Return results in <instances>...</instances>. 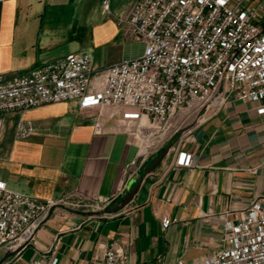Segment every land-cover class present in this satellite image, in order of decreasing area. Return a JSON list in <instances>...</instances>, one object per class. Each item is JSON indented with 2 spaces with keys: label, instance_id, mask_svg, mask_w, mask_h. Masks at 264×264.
Instances as JSON below:
<instances>
[{
  "label": "crops",
  "instance_id": "crops-1",
  "mask_svg": "<svg viewBox=\"0 0 264 264\" xmlns=\"http://www.w3.org/2000/svg\"><path fill=\"white\" fill-rule=\"evenodd\" d=\"M108 1L106 7L104 0H0V74L24 75L84 50V42L96 50L119 47L120 54L108 65L142 56L145 44L127 37L119 25L137 0ZM262 105L264 100L245 103L232 97L180 148L194 157V167L167 169L174 158L169 149L174 142H168L132 179L140 143L131 133L133 124L114 109H82L66 101L10 113L0 140V180L9 189L44 202L71 197L98 201L112 198L123 186L126 194L140 185L114 219L54 213L21 264L39 255L36 248L51 247L58 264H93L102 256V244L127 233L134 237V264H196L220 250L221 216L228 213L234 220L264 198ZM21 119L32 123L33 132L18 139ZM162 154L161 164L148 172ZM163 216L176 220L167 230Z\"/></svg>",
  "mask_w": 264,
  "mask_h": 264
},
{
  "label": "built area",
  "instance_id": "built-area-1",
  "mask_svg": "<svg viewBox=\"0 0 264 264\" xmlns=\"http://www.w3.org/2000/svg\"><path fill=\"white\" fill-rule=\"evenodd\" d=\"M103 3L108 7V0ZM262 9L253 0H137L119 25L127 37L145 44L142 56L95 70L93 55L85 51L17 77L0 74V140L10 113L73 101L82 109L112 108L133 124L140 155L128 179L138 176L140 166L168 142H174V158L167 169L192 168L194 157L180 153V148L192 141L195 130L232 97L245 103L264 100ZM258 112L264 114V105ZM32 132V123L21 119L16 137L27 138ZM125 192L123 186L110 199L44 202L0 180V264H21L39 230L60 210L83 207L90 217L120 216L124 210H105ZM99 212L104 213L96 215ZM228 215L221 216L223 247L196 264H264V198L234 214V220ZM174 221L163 216V229ZM134 243L127 233L102 244V256L93 264H134ZM36 250L39 255L28 264H58L55 247Z\"/></svg>",
  "mask_w": 264,
  "mask_h": 264
},
{
  "label": "rangeland",
  "instance_id": "rangeland-1",
  "mask_svg": "<svg viewBox=\"0 0 264 264\" xmlns=\"http://www.w3.org/2000/svg\"><path fill=\"white\" fill-rule=\"evenodd\" d=\"M253 2H254V5L263 8L262 10H260V13H261V15L263 16L262 23H264V0H253ZM133 40H134V39H133ZM89 43H90V44H86V43L84 42V44H85V46H84V50H80V51H78V52H85V51H86V52L91 53V54L93 55V63H94V65H95V68L97 67V69H98V67L105 68V67L110 66L111 64L108 65V63H109L111 60L117 58L118 55L120 54V49H119V47H117V48L115 47V48H112V49H111L109 46H104V47H102L101 49L96 50L95 48H93L92 43H91V42H89ZM78 52H77V53H78ZM66 56H67V55H66ZM66 56H64V57H66ZM112 64H114V63H112ZM97 65H99V66H97ZM100 65H101V66H100ZM106 65H107V66H106ZM131 168H132L131 173H132L133 171L137 170V168H138V162H137L136 165H132ZM138 172H139V171H138ZM62 211H64V210H60V211H59L60 214H61ZM78 212H83V213L86 214V211H85V209H84L83 207H77V208H75L73 213H78ZM57 213H58V212H57ZM86 218H87V219H94V220H99V219H106V220H107V218L90 217V215H88V214H87ZM108 220H109V219H108ZM24 255H25V258H26V259H29L30 254H29L28 252L25 253Z\"/></svg>",
  "mask_w": 264,
  "mask_h": 264
},
{
  "label": "water",
  "instance_id": "water-1",
  "mask_svg": "<svg viewBox=\"0 0 264 264\" xmlns=\"http://www.w3.org/2000/svg\"><path fill=\"white\" fill-rule=\"evenodd\" d=\"M172 147V146H171ZM170 149V148H169ZM164 158V155L162 154L160 157H158L154 163L148 168V172H152L155 168H157L162 160ZM140 188V185H137L132 191L124 194L119 200L115 201L113 204H117L118 206L115 210H111V206L105 210L106 213H118L122 210H124L134 199L136 193L138 192ZM104 212H99L96 215H102Z\"/></svg>",
  "mask_w": 264,
  "mask_h": 264
}]
</instances>
